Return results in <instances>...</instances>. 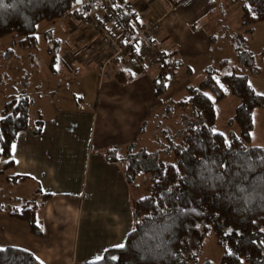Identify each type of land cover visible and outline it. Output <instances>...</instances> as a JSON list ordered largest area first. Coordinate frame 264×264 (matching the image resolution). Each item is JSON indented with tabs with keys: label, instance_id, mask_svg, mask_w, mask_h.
Instances as JSON below:
<instances>
[{
	"label": "trees",
	"instance_id": "16d2710c",
	"mask_svg": "<svg viewBox=\"0 0 264 264\" xmlns=\"http://www.w3.org/2000/svg\"><path fill=\"white\" fill-rule=\"evenodd\" d=\"M180 1L174 0V3ZM237 1L241 2L240 26L243 30L234 37V54L239 67L231 65L228 59L219 60L216 66L205 68L196 86L186 88L183 98L164 105V117L169 118L173 110L181 113L177 116L173 135L166 128L159 131L156 151L134 149L135 143H132L125 148V157H114L116 148L105 152L107 161L123 164L125 181L130 187L134 186L136 178L142 179L144 196L131 199L133 227L124 237V247L107 248L100 259L83 264H195L204 240L210 235L221 252L217 264H264V231H261L264 229V163L261 162L264 148L249 146L253 111L264 107V97L248 82V76L259 74L256 54L242 45L244 34L250 33L253 25L264 22V0H231V3ZM84 2L3 0L0 39L10 37L3 55H12L11 47L35 51L34 32L42 21L63 17L82 21L86 9ZM101 2L99 0L100 8ZM115 11L117 27L133 33L134 25L128 17L117 8ZM58 44L53 41L47 49L52 74L58 61ZM164 55L159 52L156 68L170 69L174 74L180 61L171 62L166 59L168 54ZM260 55L264 58L263 52ZM217 80L224 85L223 89ZM154 82L155 95H160L167 82L163 72L158 71ZM208 91L213 101L205 95ZM227 96L239 100L229 120V124L237 125L238 134L224 137L213 132L216 121L213 102H220ZM29 103L25 96L11 95L0 107V116L4 117L0 120V136L3 137L0 139V174L14 166L11 146L17 134L28 128ZM41 125L39 117L33 125L35 135L40 133ZM162 153L170 161L161 160ZM221 164L225 167H220ZM23 178L4 176L10 184ZM51 197L37 190L23 202L15 199L20 205L6 214L27 224L29 233L40 237L41 219L37 208ZM2 249L0 264H42L24 249L11 246ZM201 264L215 263L205 261Z\"/></svg>",
	"mask_w": 264,
	"mask_h": 264
},
{
	"label": "rangeland",
	"instance_id": "374dc122",
	"mask_svg": "<svg viewBox=\"0 0 264 264\" xmlns=\"http://www.w3.org/2000/svg\"><path fill=\"white\" fill-rule=\"evenodd\" d=\"M163 4L165 6V0H148ZM168 4V3H167ZM156 8V7H155ZM158 10V9H156ZM151 16V15H150ZM147 16L146 19L160 20L158 30L163 31L164 26L162 24L163 16L159 14H152V17ZM168 20H177L175 23L178 29L176 33L178 38V45L175 47L177 52V58L180 59L181 65L174 70V77L172 85L166 87L162 94L163 103L169 100H179L186 95V88L196 86L203 78V71L206 67L216 66L221 59H228L231 65L238 66L235 59V35L242 34V27L240 26L241 16V2L237 1L231 3V0H182L178 7L168 13ZM67 20V17H63L51 22H40L35 28V38L37 48L35 51L29 52L17 47H11V54L9 57L3 55L6 48L9 47L10 37H4L0 39V107L7 97L25 96L29 100L28 107V128L30 129L35 121L41 117L43 123V135L49 137V132L52 128H55L56 123H53L55 116L58 112L70 111V115L67 116L70 120V126L68 128L59 129L65 130L61 137L59 136L61 144L68 147L77 145L76 141H81L87 133L89 125L86 130L78 132H69L73 118H77L74 113V108L78 105L84 112L93 105V99L95 97L96 90L86 89L85 80L82 78V72L80 76L67 73L61 69L59 63L54 65L55 73L49 69V56L47 49L53 45V41H58V47L56 49L57 56L61 54V51L68 50L71 47L64 34V29L61 25ZM80 23V22H79ZM82 24V25H81ZM80 33H83L88 38H95V44L92 49L84 50L87 58L96 57L94 51L96 49L101 51L103 47V54L101 56L102 66L103 62L108 57V52L105 43L102 41L101 34L96 29L85 25V22L81 21ZM78 25V27H80ZM174 26L172 27L173 30ZM213 36L214 41L209 42L208 37ZM244 45L247 49H250L256 54L257 61L256 66L259 68V74L256 76H248V82L252 88L260 95L264 97V58L260 54L264 53V22L255 24L252 26L250 33L244 34ZM175 38V39H176ZM200 47L202 50L192 49L193 47ZM32 54V55H30ZM114 65V63H113ZM189 67L191 70L190 75L184 73L185 67ZM239 67V66H238ZM113 66L110 65L105 72H108V80L115 77ZM79 71V70H78ZM240 73H244L243 70H239ZM102 78L104 75L100 73ZM96 75H99L97 72ZM105 79V78H104ZM92 82V78L90 79ZM207 97H214L211 92H206ZM92 100V101H91ZM239 104V100L233 96H227L220 102H213L214 111L216 114V121L214 129L216 133H223L224 137L238 134V127L236 124H229V120L232 118L235 107ZM163 108V105H162ZM181 113L179 110H173L169 118H163L164 114H156L153 119H146L142 128L141 136L136 138L135 142L137 148H143L146 151H156L158 149L159 131L162 128L169 129V134L173 135L177 128V116ZM69 114V113H68ZM67 114V115H68ZM80 115L83 121L90 120L84 115ZM63 125V124H62ZM47 130V131H46ZM44 137V138H45ZM249 146L264 148V107L257 108L253 111V129L250 134ZM59 142V143H60ZM94 150V147H93ZM125 149L122 147L116 148V151L112 154L114 157L120 155V158L125 157ZM80 157L81 152H77ZM96 151H90V149L84 152V164L88 165L93 161H96ZM65 157L70 155L64 154ZM89 156V157H88ZM83 157V154H82ZM159 158L163 161H170V158L162 153ZM120 168H123L121 162ZM77 165V169L72 171L71 167L67 169V176L64 178L67 183L69 182V189L71 191H78L82 201V212L79 217L78 231H77V257L76 261H97V257H101L100 249L101 245L108 242H114L108 240L106 231L110 230L108 225H113L114 222L111 218L104 217V214L108 215L109 210L108 202L105 200H91L93 194L92 191V173L86 169L85 165ZM117 167V166H116ZM74 171H76V177L74 178ZM114 174L117 175L116 171ZM5 173L0 174V229L9 228V230L20 229L25 232L27 225L24 223H16L8 219L7 214L12 210L14 206H19L15 201V198H20V202L24 201V198H29L30 195V182H21L16 184H10L4 180ZM110 176H113L110 173ZM108 197L111 195L112 188L115 187L114 180L110 179ZM133 189H129L125 183L122 182V173L120 170V186L118 192L120 194V205L126 210V228L122 236L117 237L118 241L115 242V246L122 244L127 231H130L133 227L132 218L130 214L131 199H139L144 196L142 185V179L136 178ZM99 185V183L97 184ZM114 186V187H113ZM105 184H100L101 191L104 189ZM104 198H107L105 194ZM107 223L108 225H104ZM15 224V225H14ZM103 242V243H102ZM106 247V246H104ZM197 251L196 249H194ZM221 252L215 244L213 236H208L199 250L198 259L195 264H201L205 261H210L217 264L220 260Z\"/></svg>",
	"mask_w": 264,
	"mask_h": 264
},
{
	"label": "crops",
	"instance_id": "0c3cea01",
	"mask_svg": "<svg viewBox=\"0 0 264 264\" xmlns=\"http://www.w3.org/2000/svg\"><path fill=\"white\" fill-rule=\"evenodd\" d=\"M91 0H85V8L88 9L89 2ZM121 0H116V3H120ZM132 6L134 14L140 19H146L147 16L152 17V14H159L163 16L162 24L164 30L161 29L153 32L150 43L141 40L143 53L147 58H151V49L155 47L159 52H163L167 60L174 62L179 60L177 58V52L175 47L177 43V32L175 28L177 20H168L167 14L173 12L178 4L174 3V0H165V6L163 4L148 0H123ZM168 3V4H167ZM85 9V10H86ZM158 9V10H156ZM89 12L93 16L102 17L104 20L105 14L99 7V0H95L93 5L89 6ZM83 15V14H82ZM81 23V21H79ZM71 17H67V20L61 25L64 29L65 38L71 42V47L68 50L61 51L59 54L57 63L60 64L61 69L69 74L80 76L82 72V78L85 80L86 89L96 90L95 97L93 99V105L84 112L77 105L74 108V113L77 118H73V123L69 132H78L89 128L87 133L81 141H76L77 145L68 147L63 145L59 140V136L65 131L57 127L68 128L70 126V120L67 116L70 115V111L58 112L55 116L53 123L57 126L50 130L49 137L43 135V121L41 130L38 135L33 133V125L30 129H26L17 134L16 139L12 143L16 145V150H11V160L14 166L11 170L5 172L4 175H17L23 176V179L17 180L16 183L30 182V195L35 191L40 190L42 193L51 194V198L46 202L39 205L38 212L40 216L41 232L42 236L37 237L29 233L28 226L25 228V232L17 230H9V228L0 229V249L11 246L21 248L29 251L33 256L42 264H78L77 257V231L79 217L82 212V201L78 191L67 190L69 189V182L64 179L67 176L68 167L77 169V165L84 164V152L87 149L90 151H96V161L84 164L86 169L92 173V191L91 200H105L109 201L108 215L104 214V217L111 218L113 225L109 231H106L108 240L114 242H108L101 245L100 251L102 253L110 247L115 246V242L118 240V236H122L126 228V210L123 205H120V194L118 188L120 186V170L122 173V182L130 187L125 181L124 166L120 168L119 162H110L106 160L105 152L111 148L123 147L127 148L128 145L135 143L136 138L141 136L142 128L146 119H153L156 114H163V108L166 103H163L162 94L155 95V78L158 70L155 67L142 68L133 64L128 58L124 61H114L113 71L114 77L108 79L102 78L99 70L101 62V56L103 54V47L101 51L96 49L94 51L96 57L87 56L84 50L91 48L95 44V38H88L83 33H80L79 29L81 25ZM80 25V27H78ZM112 26L108 23V27ZM174 26L173 30L172 27ZM176 38V39H175ZM210 43L214 41L208 37ZM179 42V41H178ZM192 49L202 50L200 47H193ZM164 55V56H165ZM181 65V61H180ZM178 65V67L180 66ZM79 70V71H78ZM97 72L99 75H96ZM184 73L186 75L191 74L190 68L185 67ZM93 79L92 82L90 79ZM119 80H122L119 82ZM172 85V82L166 83V87ZM166 90V89H165ZM69 113V114H68ZM68 114V115H67ZM84 115L90 120L83 121L80 115ZM163 118H168L162 116ZM41 118V117H40ZM42 120V119H41ZM63 124V125H62ZM47 131V130H46ZM45 137V138H44ZM60 142V143H59ZM94 147V150H93ZM77 152H81L78 157ZM69 154V157H65L64 154ZM83 154V157H82ZM89 157V156H88ZM123 165V164H122ZM117 166V167H116ZM116 171L117 175L114 174ZM76 171H74V178L76 177ZM110 173L113 176H110ZM112 179L115 182V187L112 188L111 196L109 193V180ZM99 183V185H97ZM100 184H105L104 189L101 191ZM107 194V198H104ZM26 198V197H25ZM24 198V199H25ZM15 199H20L16 197ZM131 214V209H130ZM8 219L16 223H24L17 221L8 216ZM132 218V215H131ZM133 223V218H132ZM25 224V223H24ZM15 225V224H14ZM27 225V224H26ZM128 233V231H127ZM126 233V234H127ZM103 243V242H102ZM106 246V247H104ZM83 264L89 261H81Z\"/></svg>",
	"mask_w": 264,
	"mask_h": 264
},
{
	"label": "built area",
	"instance_id": "2783aa9c",
	"mask_svg": "<svg viewBox=\"0 0 264 264\" xmlns=\"http://www.w3.org/2000/svg\"><path fill=\"white\" fill-rule=\"evenodd\" d=\"M94 4L93 0L89 2L88 9L84 10L82 21L85 25L96 29L101 34L102 41L105 43L108 57L100 67V73L104 75L105 79H108V69L110 65L113 66L114 61H124L127 57L129 60L142 68L155 67L156 60L159 56L157 48L152 47L150 53L151 58L148 59L146 54L143 53L141 40L150 43L153 32L158 30L160 20L153 19H140L134 16L133 8L127 2L116 3V0H102L101 8L105 14L104 20L102 17L93 16L89 12V6ZM119 9L134 25V32L123 31L115 22L118 20V15L115 9ZM108 23L112 26L108 27ZM163 72L167 82L173 80L174 74L170 69H159Z\"/></svg>",
	"mask_w": 264,
	"mask_h": 264
},
{
	"label": "snow or ice",
	"instance_id": "6c2138e0",
	"mask_svg": "<svg viewBox=\"0 0 264 264\" xmlns=\"http://www.w3.org/2000/svg\"><path fill=\"white\" fill-rule=\"evenodd\" d=\"M2 4H3V0H0V5H2ZM246 7H249V6L246 5ZM249 11H252V9H251L250 7H249ZM253 14L255 15L254 12H253ZM217 84L219 85V87H220L221 89L224 88V85H223V84H220L219 80H217ZM205 95L207 96L208 94L205 93ZM208 98L211 99L212 97L209 96ZM2 119H4V117L0 116V120H2ZM213 132H215V129H213ZM220 135H223V133H221ZM0 139H3V137L0 136ZM225 144H228V141H227V140H225ZM11 150H12L13 152H15V150H16V145H15V144H13V145L11 146ZM261 162L264 163V157L261 158ZM173 167H175V166L173 165ZM220 167H225V165L221 164ZM217 179H222V177H218ZM261 231H264V229H262ZM262 243H264V242H262ZM116 247H118V248H123L124 245H123V244H118V245H116ZM0 251H3V249H0ZM97 259H100V258L97 257ZM111 259L115 260L116 257H112Z\"/></svg>",
	"mask_w": 264,
	"mask_h": 264
},
{
	"label": "water",
	"instance_id": "95a60500",
	"mask_svg": "<svg viewBox=\"0 0 264 264\" xmlns=\"http://www.w3.org/2000/svg\"><path fill=\"white\" fill-rule=\"evenodd\" d=\"M78 3H80V1H78Z\"/></svg>",
	"mask_w": 264,
	"mask_h": 264
}]
</instances>
